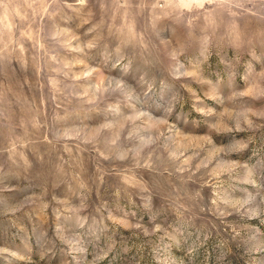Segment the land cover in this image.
<instances>
[{"label":"clouds","instance_id":"obj_1","mask_svg":"<svg viewBox=\"0 0 264 264\" xmlns=\"http://www.w3.org/2000/svg\"><path fill=\"white\" fill-rule=\"evenodd\" d=\"M2 62L0 264H264V0H0Z\"/></svg>","mask_w":264,"mask_h":264},{"label":"rangeland","instance_id":"obj_2","mask_svg":"<svg viewBox=\"0 0 264 264\" xmlns=\"http://www.w3.org/2000/svg\"><path fill=\"white\" fill-rule=\"evenodd\" d=\"M37 71L31 62L19 66L0 63V90L7 93L4 106L14 114L30 116L51 108L55 81L42 74L38 77ZM114 222L124 224L121 218H114Z\"/></svg>","mask_w":264,"mask_h":264}]
</instances>
